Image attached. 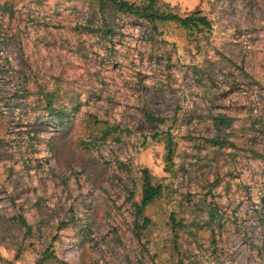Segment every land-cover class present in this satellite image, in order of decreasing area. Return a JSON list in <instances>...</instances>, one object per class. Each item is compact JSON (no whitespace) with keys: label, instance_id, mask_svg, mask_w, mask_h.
<instances>
[{"label":"rangeland","instance_id":"rangeland-1","mask_svg":"<svg viewBox=\"0 0 264 264\" xmlns=\"http://www.w3.org/2000/svg\"><path fill=\"white\" fill-rule=\"evenodd\" d=\"M159 1L212 31L0 0V264H264V0Z\"/></svg>","mask_w":264,"mask_h":264},{"label":"trees","instance_id":"trees-1","mask_svg":"<svg viewBox=\"0 0 264 264\" xmlns=\"http://www.w3.org/2000/svg\"><path fill=\"white\" fill-rule=\"evenodd\" d=\"M89 4L93 13V26H95V22H102L105 26L113 17L127 16L133 17L137 21L149 23L156 31H158L159 23L176 24L192 35H201L212 31V22L207 16L203 15L202 12L196 11L189 15L182 16L174 13L169 7H165L159 0H145L139 4L128 0H90ZM102 27L103 26L100 28ZM100 28L87 27L86 30L89 33L96 34L100 32ZM46 98L51 107L53 99L49 96H46ZM145 117L150 123L162 124L164 122V119L157 118L149 113H145ZM215 122L217 127L225 126L227 128L229 126V118L224 115L217 117ZM209 142L216 143L217 139H212ZM173 155L174 143L171 138H168L166 155V163L168 165L173 163ZM142 182V200L140 204L136 205L137 213L140 217H143L144 211L148 206L161 198L164 191V186L155 182V178L147 168L142 170ZM213 218L215 217L212 215V219ZM144 221L147 223L148 219L144 217ZM22 223L26 229L29 230L31 228L23 219ZM213 242H216L215 235L213 236Z\"/></svg>","mask_w":264,"mask_h":264}]
</instances>
